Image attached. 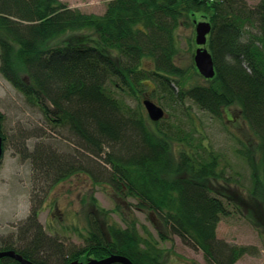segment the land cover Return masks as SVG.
Returning <instances> with one entry per match:
<instances>
[{"label":"trees","instance_id":"1","mask_svg":"<svg viewBox=\"0 0 264 264\" xmlns=\"http://www.w3.org/2000/svg\"><path fill=\"white\" fill-rule=\"evenodd\" d=\"M200 17L211 24L205 47L215 74L205 78L194 67L203 81L186 85L185 70L176 63L177 30ZM0 73L40 109L52 132L66 133L80 155L74 162L38 144L26 154L35 169L61 180L81 164L95 183L108 182L122 199H134L135 209L152 212L158 237L145 227L141 233L134 217L122 227L89 216L84 245L69 251L44 234L32 208L21 224L22 244L0 250L38 264L110 254L134 264H167L158 239L176 235L209 264H234L255 253L253 246L217 236L221 218L242 209L238 192L221 184L241 187L220 155L164 123L165 117L150 120L126 98L143 92L149 80L152 92L177 104L189 98L215 117L239 107L257 137L256 155L248 147L239 150L250 168L248 195L264 202V0H108L101 15L61 0H0ZM3 119L0 113L2 140ZM177 142L189 149L175 153ZM0 264L20 263L1 257Z\"/></svg>","mask_w":264,"mask_h":264},{"label":"rangeland","instance_id":"2","mask_svg":"<svg viewBox=\"0 0 264 264\" xmlns=\"http://www.w3.org/2000/svg\"><path fill=\"white\" fill-rule=\"evenodd\" d=\"M61 1L82 12L97 15L105 12L108 2ZM258 1L246 0L249 5H255ZM197 21L206 19L200 17ZM194 39L195 22L178 28L179 53L176 63L185 70L186 85L203 81L194 71L193 55L197 47ZM145 82L146 89L137 92L138 97L126 98L127 102L145 114L144 106L138 107L137 104L139 101L142 103L144 98L151 99L165 110L164 123L188 131L194 143L201 142L207 149L220 155L223 169L233 178L237 176L235 183L241 187L235 184L224 185V182L221 184L238 192L242 209L231 210L230 214L221 218L217 236L232 244L256 248L255 253L244 254L234 264H264V202L248 195L247 189L251 186L250 168L239 152L248 147L256 155L257 137L243 120L239 107H226L220 117H215L200 109L189 98L177 104L168 96L161 97V91L152 92V81ZM0 113L4 115L0 163V247L12 243L18 248L22 244L21 224L26 221L32 208L38 210V222L44 234L69 251L84 245L89 216H96L101 221L106 219L122 227L125 220L134 217L141 233L145 227L158 238L156 219L152 212L135 209L134 199H122L108 182L95 183L81 164H77L81 160L80 155L74 151L75 147L67 140L66 133L52 132L40 109L27 103L21 92L1 73ZM38 144L57 154L75 158L77 165L69 169L67 176L61 180L56 179V176L39 173L32 159L26 157L27 152L31 154ZM185 149H189L188 143L177 142L172 145L175 153ZM158 245L164 249L163 261L167 264H209L198 248L184 243L176 235L166 241L158 239ZM88 259L77 260L85 262Z\"/></svg>","mask_w":264,"mask_h":264},{"label":"water","instance_id":"3","mask_svg":"<svg viewBox=\"0 0 264 264\" xmlns=\"http://www.w3.org/2000/svg\"><path fill=\"white\" fill-rule=\"evenodd\" d=\"M211 31V24L208 21H195V48L193 62L197 71L205 78H211L215 74L214 63L211 53L205 47L207 35ZM142 104L145 108L147 116L152 121H158L165 116V110L149 98H144ZM2 135L0 133V162L2 159ZM1 257H10L18 261L20 264H38L33 262L12 249L0 250ZM134 264L129 258L120 254H110L103 258H90L87 261L73 260L69 264Z\"/></svg>","mask_w":264,"mask_h":264}]
</instances>
